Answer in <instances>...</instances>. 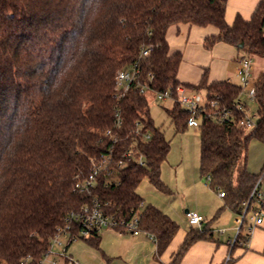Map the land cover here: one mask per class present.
<instances>
[{
  "label": "trees",
  "instance_id": "obj_1",
  "mask_svg": "<svg viewBox=\"0 0 264 264\" xmlns=\"http://www.w3.org/2000/svg\"><path fill=\"white\" fill-rule=\"evenodd\" d=\"M227 1L0 0V264H42L66 217L95 198L116 218L139 213L140 227L157 238V255L166 251L180 224L161 208L145 205L137 187L148 178L169 192L161 165L171 144L154 123L148 93L133 86L120 94L115 78L151 45L150 55L140 61V80L153 91L173 95L167 112L178 128L190 127L176 93L180 84L205 91L220 108L244 117L247 110L238 109L240 84L209 81L207 69L196 84L179 80L183 53L171 52L167 37L173 25H213L217 32L205 37L207 49L224 42L264 56V0L250 19L238 14L232 24L226 20ZM254 85L256 126L229 125L204 113L197 126L200 172L210 176L214 189L224 191L226 207L237 215L259 178L248 170L247 157L253 138L264 142V70ZM116 112L123 126L115 162L123 159L124 165L102 172L90 195L77 192L75 183L92 171L91 158L112 144L102 132L114 125ZM130 149L132 155L125 156ZM249 220L231 255L246 246L243 228ZM211 232L209 224L202 229L192 225L170 264H181L189 248L211 239ZM85 239L100 246L99 231Z\"/></svg>",
  "mask_w": 264,
  "mask_h": 264
},
{
  "label": "rangeland",
  "instance_id": "obj_2",
  "mask_svg": "<svg viewBox=\"0 0 264 264\" xmlns=\"http://www.w3.org/2000/svg\"><path fill=\"white\" fill-rule=\"evenodd\" d=\"M172 42H174L172 43L173 50L177 49L184 53V62H182L180 69L182 81L193 82L197 80L199 72L202 73L201 67L204 64H208V67L211 66L209 63L211 60L209 59L212 57L214 59L211 66L212 70L218 67L217 71L222 70L221 72H225L227 70V72L236 73L237 63L234 57L238 53L241 55L245 53L254 60L253 75L249 85L253 84L264 70V56L251 55L243 50L236 49L235 56L229 59V56L235 50L228 48L231 45L225 43L224 46H216L214 52L211 53L209 49L200 45V43H196L197 41L193 38H188L187 41L183 37L175 38ZM203 67L205 68V66ZM231 77L234 83H240L237 75ZM246 90L243 89L240 98L246 106L248 116L257 123V103L247 96ZM202 94L205 95V91H202ZM148 101L154 123L162 129L165 137L170 141L171 147L161 165V178L168 186L169 192L156 188L148 178H143L137 187V191L142 196L145 205L151 204L161 208L175 219L180 226L190 229L192 226L187 219L186 209H193L197 199L202 205V210L207 212L204 213L205 217L209 220L218 218L217 225L227 224L228 219L232 220V210L226 207V199L219 195V190L214 189L207 176L202 175L200 172L201 128H178L167 112V108H170L173 104L171 98H167L165 101H156L155 93H149ZM263 151L264 142L253 138L248 148V160L252 157V161H257L259 155L261 156L264 153ZM195 182L199 183L197 189L193 186ZM217 215L219 216L216 217ZM250 216L251 213L248 214V219ZM232 222L235 223L233 220ZM247 228L248 225H245L243 232H247ZM215 233L216 236L219 235L217 230ZM236 233L235 228L233 234L236 235ZM100 234L102 238L99 247L90 244L85 238H77L71 242L67 249L69 238L63 235L60 237L62 245L52 241L51 253L45 258L44 264H163L154 254L147 255L144 260L137 259L139 255H142L144 247L139 250L138 244L132 239L135 234L130 231L121 232L116 228L103 226L100 229ZM140 234L146 236L143 231ZM229 248L230 252L227 253L225 260L230 256V263H232L234 257L231 255V245H229Z\"/></svg>",
  "mask_w": 264,
  "mask_h": 264
},
{
  "label": "built area",
  "instance_id": "obj_3",
  "mask_svg": "<svg viewBox=\"0 0 264 264\" xmlns=\"http://www.w3.org/2000/svg\"><path fill=\"white\" fill-rule=\"evenodd\" d=\"M152 46L144 47L141 50L139 58L132 66L121 69L118 71L115 78L116 89L120 94H124L131 89L136 87L144 93H155L156 101H165L167 98L174 99L170 92H159L153 91L147 82L140 80V61L150 55ZM237 75L240 78V85L243 89H247L248 97L255 100L256 88L254 84L249 85L252 76V59L248 56H242L238 60ZM177 97L183 108L189 113L188 125L190 127H197L199 125V116L204 113L206 116L218 119L220 121H226L229 125L245 126L247 128H253L256 126V122L252 120L246 113V115L240 119L234 115L233 111L227 108H220L217 99L209 100L207 96L202 94L201 91L192 90L185 85L180 84L176 89ZM238 109L244 110L245 105L240 100ZM247 112V111H246ZM116 119L114 125L105 129L102 133L103 136L109 139L112 144L108 151L102 153L99 156L91 158L92 171L90 174L82 180H78L75 183L74 189L77 192L90 195L93 191L94 185L96 184L98 176L104 172L109 171L116 164L118 167L124 165V160L120 159L115 162L114 146L120 139V129L123 126V120L119 112L115 114ZM151 133L146 134V138H150ZM125 156H131L132 150H128ZM139 163L144 164L143 155L139 157ZM210 180V176L207 177ZM264 168L259 173V178L252 190L250 197L242 203L241 212L236 218V230L237 233L235 238L230 241V245L233 246L236 237L242 228L245 219L248 214L251 213L249 219H252L254 223L248 226L247 235L248 239L250 234L254 231L257 224L262 223L264 216ZM219 194L224 196V191H220ZM187 219L191 225H201L205 220V217L196 211H187ZM103 226L116 228L121 232L130 231L137 235L141 231L147 233L154 241L157 240L156 236L145 231L140 227V214L135 213L131 218H116L113 215H109L105 212L102 203L98 198L93 199L91 202H87L76 211H72L65 220L62 226H59L52 241L62 245L60 237L63 235L69 238V241H74L77 238H88L95 231H99ZM245 242V244L248 242ZM68 241V242H69ZM52 243L49 252L45 258L51 253ZM44 258V260H45ZM44 260L42 264H44ZM231 260L229 256L227 260H224L223 264H227Z\"/></svg>",
  "mask_w": 264,
  "mask_h": 264
},
{
  "label": "crops",
  "instance_id": "obj_4",
  "mask_svg": "<svg viewBox=\"0 0 264 264\" xmlns=\"http://www.w3.org/2000/svg\"><path fill=\"white\" fill-rule=\"evenodd\" d=\"M259 2L260 0H228L227 7H226L227 22L229 24H232L238 14L242 15L245 19H250L255 8L259 4ZM216 32H217V28L213 25H208L205 27H200L197 25H188V24L173 25L169 28L168 35H167L169 45H170V51L171 52H175V50L177 51V49L173 50V44H172L174 43L172 41H174L175 38L183 37L186 39V41L188 40V38L189 39L193 38L195 41H197L196 43H200V45L204 46L205 37L209 34L216 33ZM223 44L224 42L216 43L212 49H209L210 52L211 53L214 52V48L216 46H224ZM228 48H233L232 49L233 51L235 50L229 56V59H231L233 58V56H235V52L237 48H235L234 46L232 47V45L230 47L228 46ZM240 56L241 54L238 53V55L234 57V60L237 63V65H238V60L241 58ZM251 59H252V72H253L254 60L252 57ZM209 60H211L209 63L212 66L214 62L213 57ZM182 62H184V53H183ZM207 65L208 64L203 65L205 66V68L203 66L201 67L202 73L199 72V76L197 80L193 82L182 81L180 78V70H179V75H178L179 80L182 83L196 84L200 81L204 73L203 71H205L206 69L209 72V81L223 80V79H228L232 81L231 76L235 77V75H237V72L236 73H233L230 71L227 72V70L225 72H221L222 70L217 71L218 67H215V69L212 70L211 66L208 67ZM180 69H181V66H180ZM220 72L221 74H219ZM231 73L232 75H230ZM254 83L255 81L253 82V84ZM246 94L248 96L247 90H246ZM252 159L253 158L251 157L250 160H248V157H247L248 170L252 173L259 174L264 168V153H262L261 156L259 155L257 161H252ZM193 186L195 189H197L199 188V183L195 182ZM196 194H197V191H196ZM221 197L223 198V196ZM201 206L202 205H200V202H198V200L196 199L194 208L193 209L187 208V209L188 211L189 210L196 211L205 217L204 213H207V212L203 211L202 210L203 208ZM218 216L219 215H217L216 217ZM231 216H232V220L235 221V223H233L231 219H228L227 224L217 225L216 223L218 221V218L214 220H209L207 217H205V220L202 222L201 225H196L202 229L207 224H209L210 228L212 229V232H211L212 238L196 241L189 248V250L183 257L181 264H222L225 260L227 253L230 252V248H229L230 241L235 238V235L233 234V230H235L237 214L233 212V215ZM253 223L254 221L250 219L248 222V226L252 225ZM188 230H189L188 228L180 226L176 236L172 240L169 247L166 249V251L163 254L159 256L157 255L155 241L147 233H146V236L141 235L140 233L137 235H134L135 237H132V239L136 244H138L139 250H141L142 247H144V250L142 251V255H139L137 259L144 260L146 259L147 255L154 254V256L160 259L163 264H170L175 252L177 251V249L183 242ZM216 230L219 233V235L217 236L215 233ZM99 234H100V230H99ZM245 245L246 246H242V247L238 246L233 250L232 256L234 257V260L231 264H264V216H263L262 223L256 225L254 231L250 234L248 242Z\"/></svg>",
  "mask_w": 264,
  "mask_h": 264
},
{
  "label": "water",
  "instance_id": "obj_5",
  "mask_svg": "<svg viewBox=\"0 0 264 264\" xmlns=\"http://www.w3.org/2000/svg\"><path fill=\"white\" fill-rule=\"evenodd\" d=\"M243 46V43H240L239 44V47H242ZM188 211V209H186V212Z\"/></svg>",
  "mask_w": 264,
  "mask_h": 264
}]
</instances>
